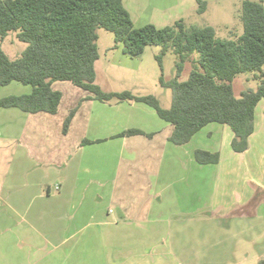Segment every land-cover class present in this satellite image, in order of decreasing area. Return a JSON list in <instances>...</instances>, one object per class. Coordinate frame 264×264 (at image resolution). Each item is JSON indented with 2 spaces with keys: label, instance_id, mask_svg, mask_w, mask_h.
Returning a JSON list of instances; mask_svg holds the SVG:
<instances>
[{
  "label": "crops",
  "instance_id": "obj_1",
  "mask_svg": "<svg viewBox=\"0 0 264 264\" xmlns=\"http://www.w3.org/2000/svg\"><path fill=\"white\" fill-rule=\"evenodd\" d=\"M178 2L160 3L167 9ZM105 46L99 36L102 89L152 94L171 105L157 51L150 62V45L138 57L116 41ZM52 88L62 93L56 113L0 106V264L264 259V100L249 148L236 152L228 125L211 122L177 145L172 124L143 101L103 102L68 80ZM32 89L12 81L0 86V99ZM132 128L142 133L120 135ZM197 150L219 153V161L201 163Z\"/></svg>",
  "mask_w": 264,
  "mask_h": 264
},
{
  "label": "trees",
  "instance_id": "obj_2",
  "mask_svg": "<svg viewBox=\"0 0 264 264\" xmlns=\"http://www.w3.org/2000/svg\"><path fill=\"white\" fill-rule=\"evenodd\" d=\"M197 12L207 9L206 0H196ZM243 32L236 39H220L213 26H189L184 19L158 27L153 23L136 26L123 0H0V39L10 31L27 43L21 55L11 58L0 45V86L18 81L32 86V92L0 99L2 107L28 112L56 113L62 93L52 83L68 80L88 90L91 98L103 102L138 100L154 107L170 122V140L183 145L211 122L228 125L234 133L232 149L244 152L256 129V109L264 100V0H244L241 8ZM114 34L125 54L138 57L149 45H161L156 55L161 74L159 83L172 90V102L163 107L152 94L106 91L96 83L95 63L99 58V29ZM177 55L174 77L164 76L163 59L169 50ZM198 53V56H196ZM188 78L181 80L186 62ZM251 73L256 89L237 97L233 80ZM73 109L64 122L68 130ZM142 133L132 128L120 135ZM84 143H91L86 139ZM201 163H217L219 153L197 150ZM258 264H264V259Z\"/></svg>",
  "mask_w": 264,
  "mask_h": 264
},
{
  "label": "rangeland",
  "instance_id": "obj_3",
  "mask_svg": "<svg viewBox=\"0 0 264 264\" xmlns=\"http://www.w3.org/2000/svg\"><path fill=\"white\" fill-rule=\"evenodd\" d=\"M161 1L123 0L137 26L153 22L157 26L173 25L176 20L184 19L189 26H213L216 29L217 37L220 39H236L243 32L241 8L244 0H206L207 9L204 13L197 12L196 0H180L175 7L167 9H163L165 4L162 6ZM98 32L101 49L106 47L105 45L115 42L114 34L111 31L100 28ZM0 45L11 58L15 59L21 55L27 43L18 39L16 31H10L5 38L0 39ZM147 48L145 57L151 62L154 60L153 53L155 51L159 53L161 45L154 44ZM176 61L177 55L172 49L169 50L164 56V76L166 79L174 77ZM192 68L193 64L189 61L186 62L180 79H187ZM257 86L258 80L254 79L251 73H240L233 80L234 92L237 97L241 96L242 91L256 89ZM162 90H165L166 98L170 97L171 100L173 97L172 90L167 87ZM162 99L166 103V100ZM162 105H164L163 102ZM260 106L261 103L259 108Z\"/></svg>",
  "mask_w": 264,
  "mask_h": 264
}]
</instances>
